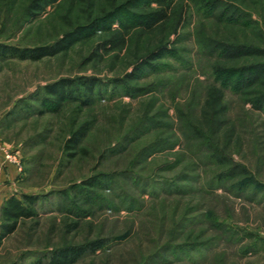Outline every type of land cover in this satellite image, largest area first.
<instances>
[{"label": "rangeland", "instance_id": "obj_1", "mask_svg": "<svg viewBox=\"0 0 264 264\" xmlns=\"http://www.w3.org/2000/svg\"><path fill=\"white\" fill-rule=\"evenodd\" d=\"M228 1L243 12L237 14L242 21L244 13L252 17L250 26L204 17L184 0L188 20L178 43L168 35V46L181 58L163 57L158 63L164 68L132 82L148 89L145 95L113 93L104 86L91 107L80 110L73 103L55 114L39 113L33 101L43 86L60 79L94 77L107 85L125 78L162 39L159 31L133 35L121 51H98L96 59L91 55L100 39L37 62H0V209L10 197L38 199V217L23 221L0 243V264H50L52 253L97 239L106 242L102 249L86 251L72 264H264V245L258 242L255 252L241 250L264 240V113L228 89L216 118L207 102L210 90H217L211 71L224 62L213 44L264 51V0ZM24 7L0 0L1 43L45 46L71 23L83 21L82 7L69 1L32 20L24 17ZM84 123L89 132L70 156L65 142ZM210 146L247 174L208 189L223 169L206 159ZM97 176L103 182L90 191L99 204L79 215L77 209L91 204L82 200L84 181ZM240 182L248 186L242 192L236 188ZM226 226L238 233L232 241L219 239ZM210 237L219 240L203 258L197 251L175 254L170 248Z\"/></svg>", "mask_w": 264, "mask_h": 264}, {"label": "trees", "instance_id": "obj_2", "mask_svg": "<svg viewBox=\"0 0 264 264\" xmlns=\"http://www.w3.org/2000/svg\"><path fill=\"white\" fill-rule=\"evenodd\" d=\"M8 1V0H7ZM11 3L18 2L24 7V17L27 20L37 18L48 8L55 6L61 1H69L71 5L82 7L81 14L83 21L76 25L71 23L66 33H64L55 42L32 48H19L0 42V62L17 59L20 61L37 62L46 58L65 55L76 44L90 43L95 39H100V43L94 49L91 58L100 57L99 52L121 51L132 39L133 35L144 36L155 34L159 31L162 39L149 49L143 57H140L133 65V71L130 75L122 79H112L107 85H102L100 80L94 77H78L76 79H60L42 87L40 98L33 101L38 102V112L58 113L64 105L76 104L78 109L91 107L100 97V90L105 86L112 88L111 91H119L127 96L145 95L148 89L141 86H134L132 82H138L143 75L157 72L164 68V64L158 63L163 57L181 58L177 49H171L168 46L169 36L175 35L172 44L179 41V30L188 20L189 4H184V0H9ZM192 9L204 17H210L217 22L227 25L241 24L250 26L252 17L245 14L246 21H242L240 11L228 0H191ZM241 12L240 14H242ZM190 14V13H189ZM242 22V23H241ZM217 58L223 65L214 67L211 71V77L216 91L210 90L208 95V104L211 103V111L217 112L221 106L224 90L228 89L233 93L245 98L251 106L264 113V51L251 48L247 45L238 44H213ZM102 48V49H101ZM99 49V50H98ZM97 50V51H96ZM99 51V52H98ZM251 57L253 60L249 58ZM229 63H235L236 66H228ZM160 64V65H159ZM219 64V63H218ZM212 86V87H213ZM152 85L149 90L153 89ZM113 95V94H112ZM206 102V103H207ZM218 107V108H216ZM219 112V111H218ZM218 114L216 113L215 118ZM89 132V125L84 123L74 131L71 137L65 142V150L72 156L76 152V147L85 138ZM177 142V141H176ZM172 143L170 147H174ZM211 147V153L207 154V160L221 169L222 174L215 180L208 182V189L216 186H222L229 180H234L238 175H246L247 172L238 167L233 161L228 160L227 155ZM74 156V155H73ZM97 176L91 181H84L82 192L83 202L90 208L77 209V214L87 215L91 208L99 204V196L90 191V188L100 187L103 180ZM234 184L233 187L236 185ZM82 187V186H81ZM246 187L242 182L236 187L238 192H242ZM37 197L22 195L20 198L10 197L4 202L0 209V243L9 236L15 234L23 221L35 220L38 217L36 208ZM92 200V202H90ZM213 219V218H212ZM211 221L210 218L203 220ZM183 221V225H184ZM188 224V223H187ZM225 233L219 239L232 241L238 236L237 231L232 227H225ZM236 235V236H235ZM198 238V236H197ZM196 238V239H197ZM216 238H207L206 241L183 243L181 245L171 246V251L177 252H199V257L203 258V252L213 248ZM221 241V240H220ZM257 241V242H256ZM258 242L264 245V240L259 238L241 248L244 253L255 252ZM106 242L97 239L90 241L82 246L64 247L50 257V264H72L86 251L96 252L102 249Z\"/></svg>", "mask_w": 264, "mask_h": 264}, {"label": "built area", "instance_id": "obj_3", "mask_svg": "<svg viewBox=\"0 0 264 264\" xmlns=\"http://www.w3.org/2000/svg\"><path fill=\"white\" fill-rule=\"evenodd\" d=\"M6 159L17 166L19 165V162L16 157L11 156L10 154L6 155Z\"/></svg>", "mask_w": 264, "mask_h": 264}]
</instances>
